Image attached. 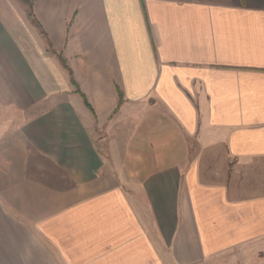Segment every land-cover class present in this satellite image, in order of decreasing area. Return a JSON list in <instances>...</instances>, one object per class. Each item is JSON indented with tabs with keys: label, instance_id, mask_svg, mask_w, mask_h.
I'll use <instances>...</instances> for the list:
<instances>
[{
	"label": "crops",
	"instance_id": "0c3cea01",
	"mask_svg": "<svg viewBox=\"0 0 264 264\" xmlns=\"http://www.w3.org/2000/svg\"><path fill=\"white\" fill-rule=\"evenodd\" d=\"M33 12L0 0V264H264V0Z\"/></svg>",
	"mask_w": 264,
	"mask_h": 264
},
{
	"label": "trees",
	"instance_id": "16d2710c",
	"mask_svg": "<svg viewBox=\"0 0 264 264\" xmlns=\"http://www.w3.org/2000/svg\"><path fill=\"white\" fill-rule=\"evenodd\" d=\"M15 1L19 2L20 4L24 5V6L27 8L26 16H27V18H28L30 24H31L32 26H34V27L39 31V34H40L42 37H44V38L46 39V36H45V34H44V31L42 30V27H41V25L39 24V22L37 21L35 15H34V12H33V5H34L35 0H15ZM57 58H58V60H59V62H60V64H61V66H62V67L68 72V76H69V79H70V83H71L73 86H75V82H74V80H73L72 74H71L69 68L67 67L65 60H64V59L62 58V56H60V55H57ZM77 93H79L78 90H77ZM79 94H80V93H79ZM80 95H81V94H80ZM81 97L83 98L86 107L92 111L91 107L89 106V104H88L87 101L85 100L84 96L81 95ZM118 99H119V104H120V103H121V99H122V97H121V94H120L119 92H118Z\"/></svg>",
	"mask_w": 264,
	"mask_h": 264
},
{
	"label": "rangeland",
	"instance_id": "374dc122",
	"mask_svg": "<svg viewBox=\"0 0 264 264\" xmlns=\"http://www.w3.org/2000/svg\"><path fill=\"white\" fill-rule=\"evenodd\" d=\"M19 3V2H18ZM25 7V6H24ZM25 11H27V8L25 7ZM236 258H238L236 260ZM241 254L238 255H222L213 260V262H210L209 264H243L241 260Z\"/></svg>",
	"mask_w": 264,
	"mask_h": 264
}]
</instances>
